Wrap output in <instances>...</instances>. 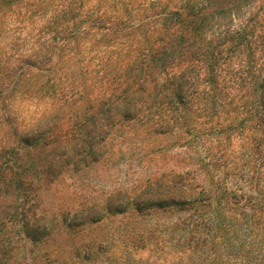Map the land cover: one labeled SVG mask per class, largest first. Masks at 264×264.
Here are the masks:
<instances>
[{
	"label": "trees",
	"instance_id": "obj_1",
	"mask_svg": "<svg viewBox=\"0 0 264 264\" xmlns=\"http://www.w3.org/2000/svg\"><path fill=\"white\" fill-rule=\"evenodd\" d=\"M0 264H264V0H0Z\"/></svg>",
	"mask_w": 264,
	"mask_h": 264
},
{
	"label": "rangeland",
	"instance_id": "obj_2",
	"mask_svg": "<svg viewBox=\"0 0 264 264\" xmlns=\"http://www.w3.org/2000/svg\"><path fill=\"white\" fill-rule=\"evenodd\" d=\"M22 109V115L23 117L27 118L30 116V114L32 113V111H34V108H31V107H23L21 108ZM122 168L126 169L127 168V165L125 163H122L121 164Z\"/></svg>",
	"mask_w": 264,
	"mask_h": 264
}]
</instances>
